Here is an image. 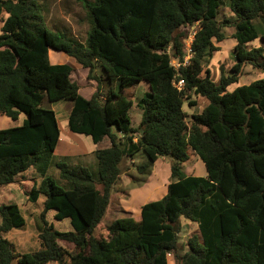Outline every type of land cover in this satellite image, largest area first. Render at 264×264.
Returning <instances> with one entry per match:
<instances>
[{
	"label": "trees",
	"instance_id": "trees-1",
	"mask_svg": "<svg viewBox=\"0 0 264 264\" xmlns=\"http://www.w3.org/2000/svg\"><path fill=\"white\" fill-rule=\"evenodd\" d=\"M45 1L0 0V116L20 123L0 129V189L33 170L39 179L25 191L26 202L45 197L36 252L20 253L7 239L27 227L24 205H0V264H264V79L240 85L248 66L264 71V46L248 47L264 43V0H229L231 17L223 21L224 0H91L85 41L49 30ZM195 26L187 47L193 33L184 30ZM227 28L234 30V64L229 71L221 64L216 82L207 60L221 51ZM52 50L99 84L105 76L107 93L99 86L84 98L74 67L52 63ZM142 82L149 90L137 101L142 119L135 128L127 90ZM193 97L205 106L189 116L184 107L198 106ZM61 101L73 102L71 133L95 146L110 142L93 152L96 176L72 164L75 157L55 156L61 131L51 104ZM188 151L205 164V177L183 171ZM140 154L147 159L136 168L140 175H150L159 158L173 160L166 194L144 203L139 218L117 219L106 236H96L123 165ZM53 165L63 186L49 174ZM52 212L72 230L59 231ZM183 221L195 230L179 255Z\"/></svg>",
	"mask_w": 264,
	"mask_h": 264
},
{
	"label": "rangeland",
	"instance_id": "rangeland-1",
	"mask_svg": "<svg viewBox=\"0 0 264 264\" xmlns=\"http://www.w3.org/2000/svg\"><path fill=\"white\" fill-rule=\"evenodd\" d=\"M91 0H47L43 3L44 16L46 19L47 27L49 30L54 31L61 35H67L78 39L80 41H85L87 34L90 30V24L88 20L87 4ZM231 17V11L229 8V0H224V6L220 10L219 20L223 21L226 18ZM2 24L0 23V28ZM197 30V26L191 28L187 32L188 35L194 34ZM225 34L227 36L226 41L223 44H218L221 46V51L213 54L212 57L207 60V68H209L213 75V80L219 82L220 77V66L221 64L225 65L226 70L234 64L233 52L236 46V42L232 38L234 33L233 28L225 29ZM192 34V35H193ZM185 41V46L191 44L193 36ZM264 46V43L261 39L256 40L255 42L248 45L249 48ZM58 53L55 51L50 52V59L52 63H64L71 64L74 67V72L72 74V81L75 82L80 88V94L86 98L90 99L93 94L97 91L100 86L102 89V94L107 93L109 84L103 77L101 84L96 79H89V71L87 69L79 66L73 59H67L65 54ZM177 63H172V65L177 68L175 65ZM93 76L101 78L102 73L100 69H96L93 73ZM259 79H264V71H256L251 66H248L245 69V75L241 79L240 85H248L251 82ZM114 89L117 90V84L114 85ZM149 90L148 84L142 82L136 87H131L127 90V94L132 95L135 101L134 107L130 111V116L132 119V126L137 128L141 122L142 116L141 111L137 108V101L142 97V95ZM198 100V106L191 108L188 106V103L185 105L184 109L192 116L195 113L201 112L205 106V100L197 97H193V100ZM197 102V101H196ZM51 108L56 112L57 119L59 121L61 135L71 144H75L76 151L82 152L77 153L75 156L76 159L72 161V164L86 166L90 169L94 176L97 175L98 165L97 160L93 154H87L89 149L94 145L90 138H87L83 135L73 134L68 129L67 120L69 113L73 108V102L71 101H61L51 104ZM191 120V119H189ZM20 125V123H13L10 119L0 116V129L14 127ZM83 138V139H82ZM110 145L109 140H104L99 148H107ZM62 146V144L60 145ZM98 147V146H97ZM60 150L61 147H60ZM62 152V151H60ZM190 160L183 166V171L187 175L205 177L207 175V170L205 164L201 159L191 151ZM66 154V153H64ZM56 158L65 157L61 153H56ZM144 154H140L136 157L133 162H126L122 167L121 180L118 186L115 187L113 194L111 196V203L108 209L106 216L103 218L102 222L99 224L96 229L95 235L106 236V228L110 226L117 219L122 217L134 215L139 210L140 206L144 203L160 199L166 189L168 184L172 182L171 180V166L173 164L172 159L159 158L151 168V174L149 175H140L137 171V166L146 163L147 159ZM50 176L53 177L56 182L63 186L62 180L59 178L58 170L53 165L49 172ZM25 176V177H24ZM24 179L27 180L26 190L30 191L32 187V182L35 179H39V176L35 174L33 170H30L27 174H24ZM34 177V178H33ZM162 183V184H161ZM13 185L9 186L12 187ZM7 188L0 189V205L2 204H11L15 203L20 206H23V211L27 220V227L25 230L13 231L7 236L13 244H15L17 250L20 253L25 252H36L40 250L38 242V231L37 224L39 221V215L43 210V204L45 202V197L41 196L37 204H29L26 202V195L24 190H18L16 193H8L5 195ZM19 189V187H18ZM21 189V188H20ZM12 190V189H10ZM49 220L55 223L56 228L59 231L67 232L72 230L69 220L57 221L54 218V213H50L48 216ZM136 218H139L138 213ZM182 223V229L179 233L181 251L179 255L184 254L187 251L186 242L191 236L192 232L195 230L193 225H184ZM179 230V228L177 229ZM66 252L73 251V247L61 245Z\"/></svg>",
	"mask_w": 264,
	"mask_h": 264
},
{
	"label": "crops",
	"instance_id": "crops-1",
	"mask_svg": "<svg viewBox=\"0 0 264 264\" xmlns=\"http://www.w3.org/2000/svg\"><path fill=\"white\" fill-rule=\"evenodd\" d=\"M62 55V54H61ZM67 57V56H66ZM67 59H69V57H67ZM71 59V58H70ZM69 59V60H70ZM68 62H64V63H55V64H67ZM71 65V64H70ZM72 66V65H71ZM8 119V118H7ZM83 139V138H82ZM90 140V139H89ZM62 144V146H60ZM60 147H61V149L62 150H60ZM100 147V144L98 145V148ZM96 148H97V146H95V145H93L88 151V153L87 154H93V152L96 150ZM60 151H62V152H60ZM61 153V155L63 154V155H65V157H71V156H75V155H77V153H82V152H79V151H76V147H75V144H71V143H69V142H67V140L64 138V136H62L61 135V137H60V142H59V145H58V147H57V150H56V153ZM64 153H66V154H64ZM27 174V173H26ZM24 175H21L20 177H19V181L16 183V184H14L12 187H8V189H6V192L7 193H5V195H8V193H16V191H18V190H21V191H23L24 190V192H25V190H26V185H28L27 184V180H23L22 181V179H24V177H23ZM34 178V177H33ZM34 180V182H32V185H34L35 184V180H38V179H33ZM162 184V183H161ZM169 185V184H168ZM168 185H166V186H168ZM18 187H19V189H18ZM7 188V187H6ZM21 188V189H20ZM4 189V188H3ZM10 189H12V190H10ZM166 194V191H165V193H164V195ZM163 195V196H164ZM26 197V196H25ZM142 206V205H141ZM141 206H140V208H141ZM140 208H139V210L137 211V213H138V215H139V213H140ZM137 213L135 214L136 216H137ZM123 218V217H122ZM184 225H187L188 226V222H184ZM190 225V224H189ZM172 263H173V261H172ZM171 263V264H172ZM174 264V263H173Z\"/></svg>",
	"mask_w": 264,
	"mask_h": 264
},
{
	"label": "built area",
	"instance_id": "built-area-1",
	"mask_svg": "<svg viewBox=\"0 0 264 264\" xmlns=\"http://www.w3.org/2000/svg\"><path fill=\"white\" fill-rule=\"evenodd\" d=\"M194 34H195V32H194ZM194 34L192 35V36H194ZM191 43H192V41H191ZM189 47L191 46V44L190 45H188ZM188 52L189 53H191V49L189 48L188 49ZM189 59H190V57H187L186 59H185V63H187L188 61H189ZM176 66H177V69L181 66V64H175ZM176 85V87L179 89V90H182L183 89V87H184V81H179L178 83H176L175 84Z\"/></svg>",
	"mask_w": 264,
	"mask_h": 264
},
{
	"label": "water",
	"instance_id": "water-1",
	"mask_svg": "<svg viewBox=\"0 0 264 264\" xmlns=\"http://www.w3.org/2000/svg\"><path fill=\"white\" fill-rule=\"evenodd\" d=\"M177 229H178V225H177V226H175V232H178V230H177Z\"/></svg>",
	"mask_w": 264,
	"mask_h": 264
}]
</instances>
